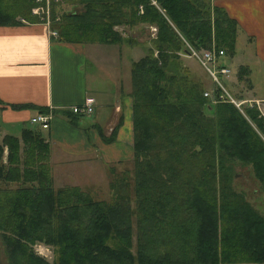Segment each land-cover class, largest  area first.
Returning <instances> with one entry per match:
<instances>
[{"label": "trees", "instance_id": "trees-1", "mask_svg": "<svg viewBox=\"0 0 264 264\" xmlns=\"http://www.w3.org/2000/svg\"><path fill=\"white\" fill-rule=\"evenodd\" d=\"M63 2L81 6L59 9L57 19L51 8L50 28L65 41L134 44L123 26L154 27L130 67L131 168L115 173L109 166L110 197L95 199L76 185L52 186L39 128L2 135L0 246L7 264H264V213L232 186L234 164L249 165L264 195L262 117L252 105L211 101L203 78L181 58L191 55L186 44L213 41L223 49L218 62L229 66L235 20L209 0ZM20 3L0 0V24L19 21L20 13L38 20L30 14L33 0ZM248 73L237 65L236 79L250 88ZM36 241L50 245L54 259L35 254Z\"/></svg>", "mask_w": 264, "mask_h": 264}, {"label": "crops", "instance_id": "crops-1", "mask_svg": "<svg viewBox=\"0 0 264 264\" xmlns=\"http://www.w3.org/2000/svg\"><path fill=\"white\" fill-rule=\"evenodd\" d=\"M209 1L235 20L234 46L242 40L254 62L264 63V0ZM15 18L19 21L0 24V138L6 133L19 135L30 126L31 115L51 110L46 128L35 125L48 144L50 170H90L93 162L129 161L128 92L131 62L137 58L121 60V46L141 42L65 41L40 21L20 14ZM252 96L264 99V95ZM86 97L92 98L91 111L73 114L69 106ZM112 128V138L102 140L100 134L109 136Z\"/></svg>", "mask_w": 264, "mask_h": 264}, {"label": "rangeland", "instance_id": "rangeland-1", "mask_svg": "<svg viewBox=\"0 0 264 264\" xmlns=\"http://www.w3.org/2000/svg\"><path fill=\"white\" fill-rule=\"evenodd\" d=\"M20 1L21 0H7V3H9V6H11V4H15V5L17 3L19 4ZM56 6H57L56 11L58 12H59V9L60 10H71L72 8H74L77 10L81 7L80 4H75L74 7H72L64 2L58 3ZM49 8L54 9L55 6L54 7L50 6V3H49L48 9ZM30 14L33 16V18H37L38 19L37 21H40L45 24L43 17L46 16V14L42 13V16L37 15V14H32L31 12ZM47 19L48 20L46 21L48 22V24L47 25L45 24V25L48 28H50L51 9L48 11ZM146 26L147 25L145 24H138L129 29L123 26V30L127 29V31L125 32L126 35H130L134 37L135 40L137 42H141L142 45L136 44V46H132L129 48L124 46L123 48L125 49H123L121 46V60H123L124 58L128 59L129 56L131 59H136L145 52V46L149 44L148 39L150 35L153 34L152 29ZM119 28L122 29V26H120ZM212 42L213 41H211V43ZM243 43L244 42L242 40H239V42L235 44L234 53L236 55L235 57L233 56L232 62H229L231 72L230 74H228L227 76H224L223 78L224 80L228 79V81H230L229 84H230L231 90H229V92L231 94L235 95L236 92L237 93L240 92L242 96L239 98L251 99V98H256L252 96V94L264 95V63L259 62V61L255 63L254 60L252 59V56L248 55L247 49L245 45H243ZM111 46H112L111 48H114L116 45H111ZM205 48L199 47L197 49L204 50ZM181 58H182V61L185 62L187 67L190 69V71L195 76H200L203 78V81L206 87L205 89L210 90V88H212L213 86L211 85L212 81L204 73L205 69L203 70L200 67L196 58L193 57L192 55L186 56L184 53H181ZM238 64H243L248 67L249 69L248 77L251 82V87H252V88L250 87L251 89L242 80L239 81L236 79L235 69ZM125 66L127 67L126 60H125ZM207 97L210 99L209 96ZM246 106H250V105H248L247 102L241 103L240 109L243 110V108ZM29 125H30L29 127L32 128V127H35L36 124L30 123ZM41 132L45 134V130H42ZM47 162H48V158H47ZM97 164H98L97 162H93L90 170H49V174H50L51 181H52V186L54 188H57L61 186L76 185L81 190H83L84 192H87L95 199L108 200L110 197L109 181L112 177V175L110 174L109 166H114V169H115L114 172L115 171L120 172L125 169L130 170L131 162L123 161V162H112L109 164H105V163L103 164L99 163L98 165ZM232 186L235 190L242 191L245 195V198L251 203V205L254 206L260 213H264V195H263L262 190L260 189L259 182L257 178L254 176L249 165H242L238 162L234 164ZM134 232L135 231L133 228L132 229V243L135 242ZM30 248L35 254L41 255L47 260L54 259L53 248H51V246L48 244H45L40 241H36L31 244ZM0 264H7L6 256L3 252L2 246H0ZM233 264H242V263L241 261H239V262H234Z\"/></svg>", "mask_w": 264, "mask_h": 264}, {"label": "built area", "instance_id": "built-area-1", "mask_svg": "<svg viewBox=\"0 0 264 264\" xmlns=\"http://www.w3.org/2000/svg\"><path fill=\"white\" fill-rule=\"evenodd\" d=\"M63 2V0H33V6L30 9L32 14H37L42 16V13L46 14L43 17L45 24L47 25L48 22L47 15L48 5L55 6L54 10L57 8V4ZM53 4V5H51ZM54 17L58 18V11H55ZM52 35H55L56 32L53 29H49ZM187 50L189 54L196 58L198 63L205 69L206 73L208 74L210 80L212 81L213 85L218 88V92L214 94L213 90H204L203 95L209 96L212 101L217 99L226 100L234 104L239 110H241L240 105L241 103L247 102L248 105L255 106L258 110V115L262 117V123L264 124V99L262 98H239L231 94L226 88L222 81L224 76H227L231 72V68L223 63L218 62V58L223 55V49L221 47L215 46L212 42L211 45L204 50H198L197 48H193L192 46L186 44ZM92 98L86 97L82 103L75 104L69 106V109L72 113L75 114H86L89 113L92 109L91 104ZM52 117L51 110L47 111H37L33 115L29 117V122L38 124L41 128H46L48 125L49 120Z\"/></svg>", "mask_w": 264, "mask_h": 264}, {"label": "bare ground", "instance_id": "bare-ground-1", "mask_svg": "<svg viewBox=\"0 0 264 264\" xmlns=\"http://www.w3.org/2000/svg\"><path fill=\"white\" fill-rule=\"evenodd\" d=\"M222 57V56H221ZM222 59V58H221ZM220 63V62H219ZM223 63V62H222Z\"/></svg>", "mask_w": 264, "mask_h": 264}]
</instances>
